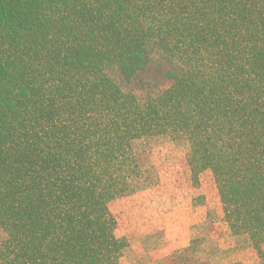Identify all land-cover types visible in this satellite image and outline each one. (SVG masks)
Here are the masks:
<instances>
[{
	"label": "trees",
	"instance_id": "obj_1",
	"mask_svg": "<svg viewBox=\"0 0 264 264\" xmlns=\"http://www.w3.org/2000/svg\"><path fill=\"white\" fill-rule=\"evenodd\" d=\"M160 140L264 256V0H0V264H121Z\"/></svg>",
	"mask_w": 264,
	"mask_h": 264
},
{
	"label": "rangeland",
	"instance_id": "obj_2",
	"mask_svg": "<svg viewBox=\"0 0 264 264\" xmlns=\"http://www.w3.org/2000/svg\"><path fill=\"white\" fill-rule=\"evenodd\" d=\"M157 59L149 80L179 69L161 53ZM159 89L147 84L137 94L142 100ZM186 152L181 141L160 140L143 148L146 187L112 204L120 234L129 241L121 264H264L250 236L229 229L210 177L192 183Z\"/></svg>",
	"mask_w": 264,
	"mask_h": 264
}]
</instances>
